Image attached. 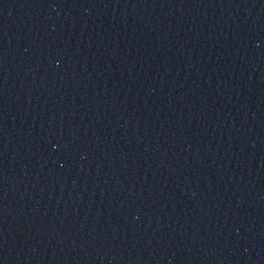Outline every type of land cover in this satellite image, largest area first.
Returning <instances> with one entry per match:
<instances>
[{"label": "water", "instance_id": "obj_1", "mask_svg": "<svg viewBox=\"0 0 264 264\" xmlns=\"http://www.w3.org/2000/svg\"><path fill=\"white\" fill-rule=\"evenodd\" d=\"M0 264H264V0H0Z\"/></svg>", "mask_w": 264, "mask_h": 264}]
</instances>
